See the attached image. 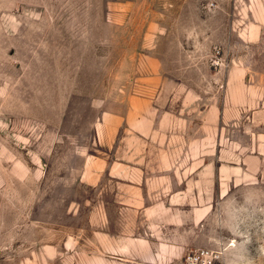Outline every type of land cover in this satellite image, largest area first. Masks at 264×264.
I'll return each instance as SVG.
<instances>
[{
    "label": "rangeland",
    "instance_id": "374dc122",
    "mask_svg": "<svg viewBox=\"0 0 264 264\" xmlns=\"http://www.w3.org/2000/svg\"><path fill=\"white\" fill-rule=\"evenodd\" d=\"M198 6L0 0V264H138V218L149 213L138 198L161 204L160 247L171 231L191 228L186 251L156 264H181L202 246L229 264L237 250L241 264H264V233L246 224L264 223L262 112H249V128V114L231 104L218 121L204 119L199 111L214 95L205 104L198 94L216 85L204 78L210 70H219L220 87L227 79L263 89L264 46L234 40L227 53L214 43L221 32L199 29ZM150 120L152 137L138 132ZM122 163L145 171L141 193L109 174ZM179 192L183 201L172 206L169 196ZM179 209L184 219L173 231L168 220ZM236 219L245 231L238 239ZM199 231L207 237H195Z\"/></svg>",
    "mask_w": 264,
    "mask_h": 264
},
{
    "label": "crops",
    "instance_id": "0c3cea01",
    "mask_svg": "<svg viewBox=\"0 0 264 264\" xmlns=\"http://www.w3.org/2000/svg\"><path fill=\"white\" fill-rule=\"evenodd\" d=\"M198 7L200 11V15L203 16L201 18V24L199 29L203 32H221V34L215 35L214 43L218 45H222L226 47L227 53L232 52V47L234 46L233 41L238 40L240 42L241 47H256V46H264V0H198ZM190 28H188L189 30ZM206 41H210V37L206 38ZM233 61V58L231 57ZM230 67V66H229ZM242 69H246L247 67L242 65ZM244 67V68H243ZM229 69L227 68V73ZM232 77V76H231ZM205 79H212L216 81V85L207 90L206 87H201L200 93V102L207 103V95H214V99L210 102V107L207 109H200V117L206 118V114L209 113L210 117L215 121L222 118V110L224 104H231L236 106L240 112L245 115L248 113V119L246 123V128L254 126L256 124V119L253 121L250 119L251 111H255L258 109L262 112L263 120H264V101L262 102L259 98H255V94L264 95V88L254 90L251 89L247 83H241L240 86H228L226 85L227 79L225 80V86H218L217 82H219L220 74L219 70L212 71L205 74ZM240 80H243V76L238 77ZM234 79V78H232ZM230 96L229 101L224 96ZM216 117V118H215ZM258 121H261L258 118ZM155 121L150 120V124L148 123H139L138 124V132L142 134L150 133L149 136H153V127L155 126ZM204 125H207L205 121H203ZM203 124H200L201 126ZM213 124V122H212ZM216 125V123L214 124ZM219 125L220 122H219ZM249 132V130H248ZM203 142H206L207 136L204 134L202 138ZM222 139L221 135L215 136V141L218 143ZM201 140V138H200ZM185 142H190L191 138L188 136L184 138ZM124 164V163H122ZM110 175H123L128 177L127 179L131 180L138 192L143 189L142 185L145 181L144 179V170H128L127 164L114 166L111 165L109 168ZM182 174H187L188 176L192 174L191 170H178ZM199 171V172H198ZM205 173V170H195L194 174L201 175ZM173 174H176V170L173 171ZM183 180L184 187L187 185L191 186L192 182L190 179L188 182ZM196 180V179H193ZM196 185V183H193ZM173 193L170 194L169 198H171L172 206H179V204L183 201L182 193ZM142 202V201H141ZM140 199L138 198V207H141V212L146 213L145 219L140 220L138 218V224H145V233H141L138 237V264H156V262L169 261L173 260L175 255L183 254L186 249L190 245V241L185 240V238L190 239L192 236L190 235L191 228H183L182 232L177 231L175 233L176 226L183 222L184 212H177L172 210V219L168 220V224L172 225V229L174 233L171 231L169 234V240L166 245H158L159 237V228L161 220L157 215L159 207L161 204L159 202L152 203L150 205L142 204ZM166 206V204H164ZM259 212V210H258ZM257 212V213H258ZM142 218V217H141ZM247 225H250L253 228L254 232H263L264 233V223L261 226L258 225L256 220L252 222H246ZM231 234L236 239L242 237L245 232L242 227V222L236 219L231 222ZM249 228V227H248ZM196 232V231H195ZM207 237L206 231H199L198 234H195V237ZM264 253V251H262ZM136 253L135 251L133 252ZM234 264L240 263V253L237 250L233 259Z\"/></svg>",
    "mask_w": 264,
    "mask_h": 264
},
{
    "label": "built area",
    "instance_id": "2783aa9c",
    "mask_svg": "<svg viewBox=\"0 0 264 264\" xmlns=\"http://www.w3.org/2000/svg\"><path fill=\"white\" fill-rule=\"evenodd\" d=\"M181 264H229L219 251L211 247H196L188 250Z\"/></svg>",
    "mask_w": 264,
    "mask_h": 264
}]
</instances>
